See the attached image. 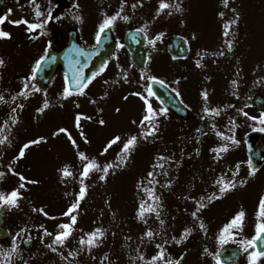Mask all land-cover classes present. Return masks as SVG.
Instances as JSON below:
<instances>
[{
	"label": "rangeland",
	"instance_id": "rangeland-1",
	"mask_svg": "<svg viewBox=\"0 0 264 264\" xmlns=\"http://www.w3.org/2000/svg\"><path fill=\"white\" fill-rule=\"evenodd\" d=\"M106 1L107 8L116 2V0ZM128 1L132 4L125 7L123 13L130 16V21L141 24L140 28L146 27V32L143 33L147 37L145 45L147 63L143 69L135 71L127 67L123 70L121 68L126 67L125 63H120V67L113 66V62L119 60V53L123 51L119 48L117 55L112 59V64L107 65L105 70L92 80L84 90V95L75 94L67 99L62 96L64 87L58 74L60 71L46 90L32 91L22 102L13 99L9 101L1 88L5 80L1 81L0 95L4 97L5 102H0V105H4L0 106V138L7 137V140L4 144H0V172L4 173L3 178L0 179V191L8 193L19 187L21 181L14 173L22 174L26 180L37 181V183H26L25 188L20 189L23 198L19 201V207L9 208L6 218L11 225L12 238L9 243L12 244L13 237L21 228H25L26 231L20 233L17 239L21 237L22 241L31 234L36 243L33 254H37L38 250L45 247L44 238L48 237L43 235V229L39 228V225H44L48 231L58 232L60 230L57 225L70 221V218L63 216L62 213L75 201L76 194L80 190L79 173L82 162L77 157L78 150L83 151L89 158L95 157L103 165L115 162L116 154L121 147V144L113 145L107 153L101 155L109 140L117 135L122 140L132 134L139 136L138 125L144 115L145 105L143 100L131 93L144 91L143 85L147 81L141 80V72H145L147 75H154L164 80L167 86L177 89L184 96L190 92L195 94L197 99L194 97L185 99L192 104L205 105L201 93L206 90L207 105L211 104L208 107L223 110L219 116L206 115L207 125L202 133H197L195 126L182 127L167 116L173 123L171 125L169 120L160 116L159 131L154 137L139 141L125 166L110 169L105 180L99 179L102 173L92 172L85 179L87 193L74 212L77 215V223L68 239L80 240L85 233L100 228L104 231V236L99 239L97 246L91 248L94 259L103 253L104 256L107 255V260L103 263L118 264V257H122L125 264H129L130 260L132 264L135 262L145 264V260L150 258V253L151 257L157 253L156 245L165 244L164 238L159 240L158 236H165L167 232H172L171 230L182 232L188 227L193 231L188 236L190 239L187 237L185 240L186 243L192 248L200 247L202 244L201 250L196 249L197 263L213 264L214 258L207 255L210 248L213 246L214 256L215 251L221 246L217 240L220 230L241 209L246 214L243 229L227 244L233 242V245L241 247L239 240L254 235L258 204L261 196H264V172L253 175L252 181L247 185L227 191L225 193L227 202L219 211H210V214L206 215L203 209L201 215L198 213L200 220L206 226V232L200 229L199 222L191 215L185 214V211L195 210V202L190 197L199 199L204 194L208 196L218 192L214 181L222 174H226L225 178L230 179L227 176V167L230 161H233V157L238 158L244 151L240 143L233 147L230 142L221 140L211 125L215 123L216 130L224 132L225 135H230V132L232 135L234 132L240 142L247 131L264 127L258 121H253L238 111L243 109L250 116H259L251 106L245 105H250L256 95L264 94V0H228L227 7L222 0H176L182 11L166 9L159 17H156L159 0H140V3H137V0ZM167 2L171 4L172 0ZM133 4L137 6L133 8ZM169 11L171 15H168ZM116 12L113 10L111 13ZM136 12L138 18H135ZM221 12L224 13L223 16L220 15ZM234 19L236 23L231 25V30L225 37L224 24ZM114 31L113 35L118 37L120 31L116 28ZM161 32L165 37L158 40L154 47L149 45L148 39ZM170 34L183 35L189 44V55L183 62L176 63L164 51ZM94 36L95 32L92 34L93 38ZM226 40L232 41L231 51H228ZM220 51L224 52L223 56L218 55ZM214 53L216 55H213ZM203 56L206 57L205 61L201 59ZM197 60H200L201 67H197ZM232 61L237 62L243 70L239 71V66ZM232 63L233 76L242 78L241 82L244 85L243 88L241 84L243 89L240 90L238 82L233 87V92L229 77V67ZM11 67L9 75L12 80L15 77L19 78L17 75H20L23 82V79L28 77L25 64L13 61ZM125 72L127 83L123 79ZM177 80L178 84L175 83ZM125 96L127 99L124 98ZM45 99L49 107L43 112H38L37 109L43 106ZM150 102L155 108L152 100ZM21 104L23 108L12 113L15 107L12 106ZM229 105L234 107H228ZM77 113L91 118H82L80 129L75 126ZM11 116L16 117L15 124L12 123ZM101 119L105 121L103 125L99 123ZM230 120L235 122V128H231ZM59 128H65L71 133L78 148L73 146L67 134L53 135ZM81 131L87 138V143L81 137ZM40 137L45 139L40 143L29 145L23 157L14 159L24 144ZM224 143H229V150L222 153L219 160L214 159L215 153L210 149ZM158 156L171 158L169 161H162L163 169H155L158 173L156 179L159 181L155 186V192L160 196L162 204L160 218L165 221L163 226L154 213L146 215L147 223L137 218V209L141 200L148 201L147 194L137 185L144 181V187H151L147 185V174L153 170L152 166L157 163ZM64 165L70 166L73 176L62 182L59 170ZM10 168L12 171L9 170ZM165 170L167 175H163ZM168 181H171L170 187H163L162 185ZM181 200L185 202L182 204ZM24 206L28 208L23 209ZM35 207L45 208L43 210L48 216L39 211L33 212ZM28 209L29 211H26ZM148 229L153 230L154 233L158 232L159 235L151 241L145 237L142 242L141 237ZM55 233L53 232L54 235ZM195 233L201 235L198 237L193 235ZM180 235L181 233L176 238L179 239ZM17 239L16 244L20 246L21 241L19 243ZM167 241L165 248L175 247V241L172 239ZM183 241L177 244V247L182 245ZM113 247H121L123 250L110 249ZM205 248L208 249L207 253L204 251ZM241 252L237 264H248V253L242 248ZM65 254L66 252L62 254L60 252L57 256L43 252L37 258L35 255V264H39V259L48 262H59L61 259L58 264H69ZM141 254L144 260L139 259ZM66 256L70 257L69 253ZM258 264H264V258H260Z\"/></svg>",
	"mask_w": 264,
	"mask_h": 264
},
{
	"label": "snow or ice",
	"instance_id": "snow-or-ice-1",
	"mask_svg": "<svg viewBox=\"0 0 264 264\" xmlns=\"http://www.w3.org/2000/svg\"><path fill=\"white\" fill-rule=\"evenodd\" d=\"M30 4H34V0H29ZM137 3H140V0H137ZM222 3L225 7L228 6V0H222ZM75 7H79V5H74ZM124 6V0H121V7L120 11H117L115 14L109 16L107 14H104L103 20L99 23L98 29L95 33V39L96 43L99 44L102 38V34L106 31V29H110L114 26L115 22L118 19H122L123 21L127 22L129 21V16L123 15L121 16V12L123 11ZM137 5L133 4L132 7L135 8ZM166 9H174L176 12H181L182 8L179 3L176 2V0H172V3H168L167 0H159V7L156 10V17H159L162 12ZM11 9H8V12L0 16V24H3L6 20H8ZM171 11L168 12V15H171ZM45 14L39 10V5H35V16L39 19L40 17H43ZM221 16L224 15L223 12L220 13ZM238 18V17H237ZM53 19V15L51 12L47 13V17L43 20H40L37 23L29 22L27 19H20L16 21H10L13 24L19 25L24 24L26 25V30L29 32H32L36 29L43 30L45 28V25L48 24ZM57 19H59L57 17ZM76 20L82 21V17L76 16ZM236 20H232L229 22H226L224 24V36L227 37L229 34V31L231 30V25L235 24ZM138 32H146V27L137 29ZM41 34H45L43 31H41ZM164 33H158L155 37L148 39V44L151 46H155L156 42L158 40H161V38L164 36ZM0 38H11V34L7 31H3L0 29ZM193 38L195 36L193 35ZM228 51L232 50V41L226 40ZM119 47H123V45H118ZM79 55L87 57L90 55L89 53L84 52L83 49L79 50ZM213 55H216L214 53ZM218 55L223 56L224 52L220 51ZM49 58L48 55V49L45 48L44 54L41 55L34 63L31 73L28 77L23 79V87L17 95L23 96L25 99L28 98L30 95L29 89L33 92H39L41 91L40 88L36 87L34 84L31 83V81H34L37 73L41 70L43 63L46 61V59ZM203 57H201L202 59ZM52 60L55 59V57H51ZM76 64H79L80 61L76 60ZM4 64L3 59H0V66ZM197 67H201L200 60L196 61ZM107 67V61H105L104 64L100 66L98 71L93 72L91 76L86 77L83 73L82 68H75L72 67V78L71 82H69L68 76L65 75V87L63 89L62 96L64 99H67L68 97L72 96L73 94H79L84 95L85 89L88 87V85L92 82V80L98 76L100 73H102L105 68ZM124 82L127 83V73L125 72L123 75ZM141 80H146L147 83L143 85L144 91L143 92H134L131 93V95L138 96L141 100L144 101L145 109H144V115L142 116L141 120L139 121L138 127L140 128L139 136L136 134L129 135L126 139L122 140V138L117 135L114 136L111 140L108 141V143L105 145L101 155L108 152L110 148H112L113 145L121 144L119 152L116 154V161L115 162H108L103 165H101L95 157L89 158L83 151H77V157L82 162V169L79 173L80 180V190L76 194V199L73 203L70 204L67 211L62 213L63 216H67L70 218V221L68 223H61L57 225V228L60 230L55 233L53 236V233L49 232L47 228L44 227V225H39V228L43 229V235L46 236H53L52 244H49L48 247L51 248L53 251H56V248L53 247V245H64L65 241L72 235V232L75 230V225L77 223V215L74 214V212L78 209L80 201L83 200L87 193V185L85 184V179L89 177V175L92 172H100L102 173L99 177L100 180H105L106 176L109 173L110 169L123 167L127 164L132 152L135 150L137 144L141 139L148 140L149 137H154L156 133L159 131V117L165 116L167 117L168 109L164 107H160L159 109L154 108L152 103L150 102L152 98H157V93L153 89L154 84H160L164 85L165 81L162 79L157 78L154 75H147L145 72H141ZM105 83H108L105 81ZM115 83V81H114ZM175 83H179V81H175ZM233 87L236 86L237 81L233 80L232 82ZM172 91L176 92L177 96L180 95L177 89L173 88ZM204 101L205 106L203 108V112L208 116H219L221 111L223 109L216 108V107H208L207 101H208V92L205 90L201 93ZM127 99V96L124 97ZM13 100L16 99V96L12 97ZM0 102H5L4 97L0 95ZM94 102V101H93ZM79 105H77L78 107ZM246 107L250 105H245ZM18 107L23 108V105H18ZM49 107V103L47 99L44 100L43 106L41 108H38V112H43L46 108ZM228 107H234L233 105H229ZM16 109H12V113H15ZM119 111V109H117ZM242 115L245 117H248L249 119L253 121H258L261 125H264V112H261V114L256 116H250L249 113L245 112L243 109L238 110ZM82 118L85 119H91L90 117H84L83 114L77 113L75 117V126L80 129L81 124L80 121ZM10 119L12 120V123L15 124L17 122V119L15 116H11ZM101 125L105 123L103 119L99 121ZM133 123H136V121H133ZM230 123L232 124V128L236 127V124L234 121L230 120ZM7 124V122H5ZM212 129L216 132V135L223 141L230 142L233 145H238L240 143L239 140L235 138L234 135H225L224 132L216 130V125L213 123L211 125ZM260 131H264V127H261L259 129ZM197 131H201V129H197ZM231 131V129H230ZM60 133H65L68 135L69 140L73 144L74 147L78 148V145L76 143V140L72 138V135L70 132H68L65 128H59L56 132L53 133V135H58ZM80 135L82 138H84L85 142L87 143V138L84 136L83 131L80 132ZM44 137H40L36 140L29 141L28 143L24 144L23 147L19 150V154L14 159H19L24 156L25 149L29 147L31 144H37L40 143L42 140H44ZM7 140V137L0 138V144H4ZM229 150V143H224L220 145L219 147H215L210 149V151L215 153V156L213 157L216 160H219L221 158V154L225 153ZM157 163H155L152 168V171H149L147 174V185H150L151 187H144V181H141L138 183V188H142V190L147 194L148 201L141 200L139 207L137 209V218L147 223L146 215L149 214H155L157 220H159V223L161 226L164 225L165 221L160 218L161 216V209L162 204L160 200V196L156 194L155 192V186L159 183V181L156 179V176L158 173L155 171V169L164 168V163L162 161H169L171 160L170 157H164V156H158ZM248 167H249V176L255 175V172L257 169L252 164V161L249 159L247 161ZM240 165L237 164L235 166V171L232 173V179H226V174L220 175L215 181L214 186L218 187V192H213L212 194L208 195L207 197L201 196L199 199L196 197H190L195 202V210L191 212V216L195 221L199 222V228L207 231L205 224L202 220H200L198 213L205 207H207L208 203H211L215 199L222 198L223 195L234 188L237 187L239 184L240 186H243L247 181L246 180H240L236 181L235 177L239 172ZM12 171V169H9ZM62 182L64 179L68 177L73 176V172L69 165H64L60 170ZM15 175L19 176V180L21 183L19 184L18 188H14L12 191L5 193L0 191V208L7 207V208H14L19 207V201L23 198L22 192L20 189H24L26 186V183H37V181H30L26 180V178L19 173H14ZM163 175H167V171L165 170L163 172ZM4 176L3 172H0V179H2ZM171 181H168L163 187H170ZM150 201V202H149ZM33 211H39L43 215L48 216L46 212H44L43 208L36 209L33 208ZM245 212L243 209H241L239 212L236 213V215L228 222L226 223L222 229L219 232V235L217 236L218 243L223 246L227 243H229L230 240L235 239L236 233L242 231L243 229V221L245 218ZM50 219H55V217H49ZM257 223L255 225V233L251 238H243L238 241L241 248L248 253V264H258V261L260 258H264V249L261 248V242H264V196H261L257 213H256ZM26 231L25 228H21L20 232L16 234V236L12 239L11 248L8 250V255H10L12 252L17 251V244L16 239L20 235V233ZM193 229L186 227L179 239H177L175 236H173L171 239L175 241L176 244H180L183 240L187 239V237L192 233ZM159 235L158 232H153V230L148 229L143 234V237H141V241L143 242L144 238L146 237L148 240H153L155 236ZM104 236V231L100 228L94 229L92 232L85 233L84 236L80 238V244L81 245H87L89 250L92 247L97 246L99 239ZM86 237V238H85ZM29 239H31L29 237ZM130 239V238H129ZM27 242V241H25ZM165 244L168 243L167 240L164 242ZM156 248L158 249L157 253L153 255L150 260L145 261V264H179V260L173 261L170 258H165V252L166 249L164 248L163 244H157ZM251 249V250H250ZM204 251L207 253L208 249L205 248ZM76 253L70 252V256H74ZM212 255L211 253H209ZM107 259V256L104 257ZM139 259L144 260L143 255L141 254L139 256ZM215 264H222L221 261V255L219 251L214 255ZM0 264H3V262H0Z\"/></svg>",
	"mask_w": 264,
	"mask_h": 264
},
{
	"label": "flooded vegetation",
	"instance_id": "flooded-vegetation-1",
	"mask_svg": "<svg viewBox=\"0 0 264 264\" xmlns=\"http://www.w3.org/2000/svg\"><path fill=\"white\" fill-rule=\"evenodd\" d=\"M102 3L103 4L99 6V0H34V4H30L29 0H1L0 16L5 15L8 12V9H11L12 11L8 20L3 24H0V29L11 34V38H0V59H3L4 61V64L0 66V76L9 77L13 61L25 64V69L29 76L31 65L44 54L45 48L48 50H59L63 48L66 45L68 33L70 31L76 32L77 40L81 44L91 46L94 42L92 34L98 29V25L103 20L104 14L111 16L113 15L111 13L113 10L117 11L113 3L110 5V8H107L108 3L106 0L102 1ZM35 5H39V10L45 14L39 19L35 16ZM74 5H79V7H75ZM48 12L52 13L53 19L45 25L43 30L36 29L29 32L26 30V25H16L10 22L27 19L29 22L37 23L40 20L45 19ZM123 15L125 14H121V16ZM76 16L82 17V21L76 20ZM57 17L59 19H57ZM135 18L137 17L135 16ZM137 25V22H132L130 20L125 22L122 19H118L111 29L116 28L118 31H125L137 28ZM41 31L45 34H41ZM55 35H58V41L53 40ZM29 62L31 63L27 67ZM185 105L187 106L189 113H193L192 111L194 110L192 109L199 108L198 104H192L191 106H188L187 104ZM196 114L200 116L199 120H194L190 117L188 120L182 121L173 115L172 116L176 118L175 120L190 126L199 122H206V114H204L203 111L199 113L196 112ZM241 156V158L233 157L231 173L235 171V166L239 164L240 168L235 180H246L248 183L252 180L253 175H248L249 172L244 168L246 159L243 158L244 154ZM262 166L264 167V161L260 167ZM232 178V175H230V179ZM186 244V242L182 243L184 246H186ZM177 246L178 245L176 244L175 247L165 248L166 259L170 258L173 261L179 260V264H198V257H194L195 254H193V249L188 247L178 249L176 248ZM10 248V244H7L6 249L9 250ZM75 253V261L78 262L77 248H75ZM24 255L28 258L30 253H24ZM9 256L14 259L15 254L12 252ZM79 263L95 264L92 254L88 249L85 252L80 253ZM118 264H125V260L118 257ZM158 264H160V262H158Z\"/></svg>",
	"mask_w": 264,
	"mask_h": 264
},
{
	"label": "water",
	"instance_id": "water-1",
	"mask_svg": "<svg viewBox=\"0 0 264 264\" xmlns=\"http://www.w3.org/2000/svg\"><path fill=\"white\" fill-rule=\"evenodd\" d=\"M133 32L126 36V45L130 52L133 62L138 67H143L146 61V54L143 49L144 35L140 33L139 41H136ZM75 40V39H74ZM74 40H70L69 47L61 55V63L63 62L65 75L68 76L69 82L73 75L72 67L82 68L83 73L86 77L91 76L93 72L98 71L100 66L104 64L105 60L113 52L114 42L110 37L109 31H105L102 34V38L99 44L93 49H86L76 45ZM83 49L84 52L89 53L87 57L79 55V50ZM167 50L172 58L185 57L187 55L188 47L186 42L179 36H174L167 45ZM60 56L57 57V61L50 62L46 60L38 77V84L41 86L43 83H48L53 74L56 64L59 62ZM79 60L80 63L76 64L75 61ZM37 73V75H38ZM154 91L159 97V101L169 110L174 112L176 115L184 117L186 111L180 105L175 95L169 91L163 85L154 84ZM256 106L264 111V96L257 97L255 100ZM247 143V152L253 164L256 165L261 161L264 155V133L261 131H252L245 137ZM7 232L0 227V238L5 237ZM28 242V241H27ZM25 242V246H27ZM261 248L264 249V242H261ZM221 255L222 263H235L239 258V250L237 248L223 247L219 251Z\"/></svg>",
	"mask_w": 264,
	"mask_h": 264
}]
</instances>
